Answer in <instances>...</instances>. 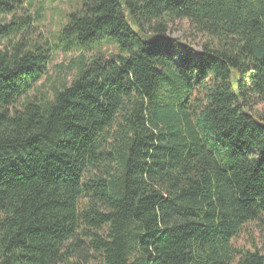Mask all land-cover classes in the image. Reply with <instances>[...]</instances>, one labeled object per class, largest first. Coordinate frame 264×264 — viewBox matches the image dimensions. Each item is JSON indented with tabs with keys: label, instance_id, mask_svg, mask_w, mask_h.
<instances>
[{
	"label": "trees",
	"instance_id": "1",
	"mask_svg": "<svg viewBox=\"0 0 264 264\" xmlns=\"http://www.w3.org/2000/svg\"><path fill=\"white\" fill-rule=\"evenodd\" d=\"M28 4L0 0V264H264V0H79L52 40Z\"/></svg>",
	"mask_w": 264,
	"mask_h": 264
},
{
	"label": "rangeland",
	"instance_id": "2",
	"mask_svg": "<svg viewBox=\"0 0 264 264\" xmlns=\"http://www.w3.org/2000/svg\"><path fill=\"white\" fill-rule=\"evenodd\" d=\"M29 10L35 12V10L40 7L43 8L42 19L39 23V28L48 36L51 40L56 36V32L60 27V24L65 21V15L75 8L79 4V0H58L50 2L49 0H27ZM169 36L174 39H178L186 44H190L197 51L200 50V44L204 40L203 36L195 35L193 30L190 28L186 20L175 21L170 26ZM104 54L108 55L110 53H115L117 48L111 43H106L103 47ZM76 53H61L57 52L53 56V61L51 65L56 64H67L70 58L74 57ZM54 73V72H53ZM55 78V76L53 77ZM42 80L41 82H43ZM48 86V83H47ZM263 104L256 103L253 104V111H260ZM238 245H248L247 237L242 234L237 240Z\"/></svg>",
	"mask_w": 264,
	"mask_h": 264
}]
</instances>
